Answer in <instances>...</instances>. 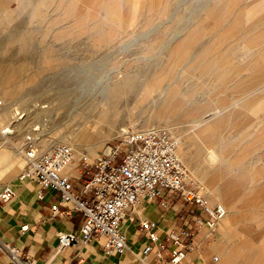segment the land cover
Here are the masks:
<instances>
[{
    "label": "rangeland",
    "instance_id": "1",
    "mask_svg": "<svg viewBox=\"0 0 264 264\" xmlns=\"http://www.w3.org/2000/svg\"><path fill=\"white\" fill-rule=\"evenodd\" d=\"M214 2L6 0L5 9H0V150L7 157L19 153L21 164L12 179L4 176L3 181L13 186L23 170L28 138L39 151L65 143L77 148L76 158L86 155L87 135L95 122L82 117L98 113L101 104L96 103L102 101L107 84L128 79L136 89L120 93L119 122L101 127L100 138L93 140L102 144L94 158L124 129L168 128L180 142L181 159L186 162L184 154L192 156L194 163L186 162L190 178L210 201L221 202L212 192L216 189L225 193L233 209L241 208L228 225L220 222L210 250L225 256L226 264H264V141L257 137L264 105L259 111L253 102L247 109L241 106L240 112L235 106L261 86L233 97L238 77L249 75L245 66L264 64V0H239L228 11L222 20L230 25L239 18L235 33L224 34L217 26L202 34L201 43L180 46L188 28L213 23L203 22V13ZM213 35L226 36L224 46L213 48ZM200 49L207 55L197 57ZM227 80L232 82L220 93ZM182 92L187 95L181 97ZM213 93L225 104L218 107L217 116L180 123L184 116L180 112L190 101L197 106ZM228 109L239 112L236 123L226 118L206 133L207 121ZM153 112L156 123L141 126L139 119ZM77 169L82 171V166Z\"/></svg>",
    "mask_w": 264,
    "mask_h": 264
},
{
    "label": "built area",
    "instance_id": "2",
    "mask_svg": "<svg viewBox=\"0 0 264 264\" xmlns=\"http://www.w3.org/2000/svg\"><path fill=\"white\" fill-rule=\"evenodd\" d=\"M178 147V138L166 127L122 134L106 143L98 157H81L76 169L82 166L79 179L83 184L76 190L73 178L65 173L76 160L73 148L61 143L39 151L28 138L19 180L34 183L40 199L46 191L57 193L60 201L51 208L56 217L82 213L84 221L77 233H58L60 250L78 242H98L106 256L124 255L130 249L122 227L128 219L146 239L140 261L192 264L189 255L197 250L199 234L205 231L206 239L214 244L215 231L228 210L221 202H211L206 191L193 182ZM166 193L180 198L178 211L183 215L187 210V214L184 226L161 237L159 222L141 218L139 208L164 198ZM14 198V187L6 184L0 191V202L7 204ZM162 205L167 207L165 202ZM28 229V225L23 226L22 232ZM2 248L10 264H33L19 248L7 243ZM208 257L211 263L219 261L217 255Z\"/></svg>",
    "mask_w": 264,
    "mask_h": 264
},
{
    "label": "crops",
    "instance_id": "3",
    "mask_svg": "<svg viewBox=\"0 0 264 264\" xmlns=\"http://www.w3.org/2000/svg\"><path fill=\"white\" fill-rule=\"evenodd\" d=\"M238 1L239 0H215L214 4L210 7L211 10L203 13L205 16L203 22H205V20H212L213 23H201L198 26H191L188 28L185 31L186 34L183 37H177V40L179 38L181 39L179 43L180 46H182L183 43L186 45V47H189L190 43L193 42H197L198 44L201 43L199 39L202 37V34L210 32L211 30L208 29L217 26L222 27L223 30L221 31H223L224 34L235 33L238 28L239 18L233 19L230 25L223 23L224 21L222 19L228 15V11L234 7ZM5 3L6 0H0V9H5ZM238 16L239 13L236 14V17ZM211 38L213 48L224 46L223 42L226 36L213 35L210 37V39ZM195 55L197 57H204L207 55V52H204L200 49ZM263 65L264 64L262 62L255 61L251 65H248L247 67L245 66L244 70H249V75H240L237 82L234 84L233 97H240V95L245 94L247 90L261 86V89H259L256 94L251 96L247 101L240 99V103H235L236 108L239 107V112L242 110L241 106L247 109V105H250L253 102L257 103L259 106L258 109L261 111V107L264 105ZM231 82L232 80H227L226 83H223L219 89V92L221 93V91L224 89V86H229L228 84ZM188 88L190 89L189 86ZM193 94L194 89L188 92V96L191 98ZM183 95L187 94H183L182 92L181 97ZM217 96L218 94L214 93L207 94L204 96L205 98L203 97L204 99L197 101V106L195 105L196 101H190L189 108L187 110L183 109L180 112L181 116L190 115V117L184 119L183 116L182 120H180V123L183 124V121L200 123L202 122V118H207L210 114L217 116L216 113L219 111L218 107L225 105L223 104V99H219ZM215 97H217V101H215ZM229 97H231V95H229ZM211 101L214 103V106H211ZM175 103L177 105V101ZM238 111L233 112L232 109H228L225 111V114L219 115L217 119L213 120L212 118L211 120H208L206 133L210 128L214 127L217 123H222L226 118L235 124L236 119L240 118L236 116H239ZM178 113H176V116ZM238 120L239 122L244 121V123H246L245 119ZM261 121L264 120L262 119ZM139 122L140 125L144 127L156 123L154 112L151 113V116L147 118L142 117L139 119ZM258 127L259 130L257 132V137L264 141V122ZM176 128H178L177 124ZM199 131L202 130L199 129ZM1 152L2 150H0V191L6 184H9V182L3 181L4 176H8L12 179L14 174H16V172L19 170L21 164V159L18 157L19 153L14 152L13 156L7 157L2 156ZM184 156H187L185 161L188 163V165H192L194 163L192 156H189L188 154H184ZM208 159L215 160L222 158L211 157ZM186 162H184V164L187 166ZM65 173L73 178L75 189L80 190L83 181L79 179L80 172H78V169L75 168L73 173H70L68 170H66ZM19 176L15 181H13V186L16 191V198L7 204L0 202V264H10V258L2 248L3 244L6 243L19 248L21 250L22 256L29 257L33 261V264L152 263L150 259L140 261L139 256L143 250L146 239L140 234L136 225L130 223L128 219L124 222L123 229L127 234L130 249L124 255L106 256L98 242H91L88 244H82L81 242H78L60 250L58 233H77L84 221L82 213H72L70 215L61 216L60 218L56 217L53 214L51 208L52 206L59 203V195L53 191H46L44 198L40 199L38 197V189L36 185L31 182L19 180ZM163 202L167 203V207H163ZM180 204H182V200L180 198L171 193H166L165 197L158 201L144 203L139 208V213L141 218L159 222L161 237H164L167 232L184 226V215L187 214V210L183 212V215L180 214L178 211ZM61 210L66 211L67 207H61ZM238 210H241V208L237 207L236 209H232L233 213L230 216L231 220H234V217L237 215L236 211ZM26 225L29 226V229L26 232H22V227ZM205 235L206 232L201 231L199 237L197 238V250L189 255V260L192 262V264H218L220 262V255H217L212 250H210V246L213 244L209 243ZM210 254L217 255L219 257V261L217 263L209 262L210 258L208 256H210Z\"/></svg>",
    "mask_w": 264,
    "mask_h": 264
},
{
    "label": "bare ground",
    "instance_id": "4",
    "mask_svg": "<svg viewBox=\"0 0 264 264\" xmlns=\"http://www.w3.org/2000/svg\"><path fill=\"white\" fill-rule=\"evenodd\" d=\"M123 80L124 81L116 82V83H114L112 85L110 84L111 86L109 84H107V86H105V89H103V93H102V96H101L102 101L100 103H96V105L97 104H101V109H99V111H97L98 113L96 115L94 114V117H91L90 115L82 117L83 114H85L84 111L86 109H84L82 111V113L80 115H78L79 117H82L83 119L85 118V120H90V121L92 120V121L95 122V127H93L94 128L93 131L88 133V135H87V139L90 141V144L92 143L91 145L90 144L88 145L89 146L88 147V151L89 152L86 155H82V156L87 157L88 160H91L92 158H94L98 154L99 145H102V144H100V142H96L95 144H93V140L96 141V140H98L100 138V134L102 132V128L101 127H103L104 125L106 126V124L109 125L110 127H114L116 124H118L117 122H119L120 118H119V115H118V105H119L118 104L119 103L118 102V97H119L120 93L122 91H130V92H132V91H134L136 89L135 84L129 83L128 79L125 80L123 78ZM73 116L74 115H72V118H74ZM16 118H17V116H16ZM48 119H49V117H48ZM48 122H50V120ZM51 122H52V118H51ZM37 129H40V128L37 127ZM140 130H144V129H139L138 131H140ZM130 131L131 130H129V129H124L120 134L121 135L122 134H126V133H129ZM101 141H103V140L101 139ZM77 146L79 147L81 145L78 144ZM179 146H180V142H179ZM72 148L77 154H80L79 151L76 150L77 148H74L73 146H72ZM178 154H179V147H178ZM80 159H81V157L79 158V156H78L76 158V161L72 165H70L66 170H68V172H70V173H73L74 169L79 164ZM209 192H210V190H209ZM212 192L215 193V194L217 193L216 196L226 206V208L228 210V213H227L226 217L222 220V222H224L225 225H228L231 222L230 221L231 220L230 216H231V214L233 213L234 210L232 211L233 208L230 206L228 201L225 199V193L224 192H222V191L218 192V191H216V189H213ZM229 199H230V197H229ZM123 226H124V223H123ZM218 264H226L225 256H222V258H221V260H220V262Z\"/></svg>",
    "mask_w": 264,
    "mask_h": 264
}]
</instances>
